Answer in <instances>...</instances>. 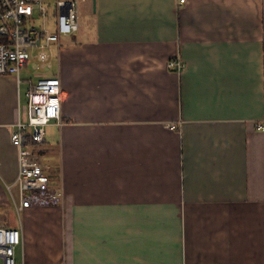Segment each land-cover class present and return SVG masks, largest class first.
Masks as SVG:
<instances>
[{
  "label": "crops",
  "instance_id": "1",
  "mask_svg": "<svg viewBox=\"0 0 264 264\" xmlns=\"http://www.w3.org/2000/svg\"><path fill=\"white\" fill-rule=\"evenodd\" d=\"M178 2H81L55 65L64 124L39 146L59 206L18 211L6 187L28 87L0 76L16 264H264V0Z\"/></svg>",
  "mask_w": 264,
  "mask_h": 264
},
{
  "label": "built area",
  "instance_id": "2",
  "mask_svg": "<svg viewBox=\"0 0 264 264\" xmlns=\"http://www.w3.org/2000/svg\"><path fill=\"white\" fill-rule=\"evenodd\" d=\"M83 1L0 0V76H14L28 85L26 118L18 121L11 137L18 150V174L6 186L13 198L14 190L18 191L14 202L18 211L63 203V192L51 187L39 146L50 122L64 124L62 79L55 65L63 52V38L80 28L79 6ZM185 3L179 0L178 7ZM186 67L180 55L167 62V69L179 75ZM25 69L28 76L23 78ZM21 243L20 229L0 227V264H16Z\"/></svg>",
  "mask_w": 264,
  "mask_h": 264
},
{
  "label": "rangeland",
  "instance_id": "3",
  "mask_svg": "<svg viewBox=\"0 0 264 264\" xmlns=\"http://www.w3.org/2000/svg\"><path fill=\"white\" fill-rule=\"evenodd\" d=\"M80 4H81V3H80ZM81 16H83L82 13L80 14V17H81ZM27 76H28V72H27V69H25V70L23 71V73H22V77H23V78H26ZM24 86H25V84H24ZM25 87H26V86H25ZM27 87H28V85H27ZM27 90H28V89H27ZM49 174H50V172H49ZM19 247H20V246L17 247V250H16V251H18Z\"/></svg>",
  "mask_w": 264,
  "mask_h": 264
},
{
  "label": "trees",
  "instance_id": "4",
  "mask_svg": "<svg viewBox=\"0 0 264 264\" xmlns=\"http://www.w3.org/2000/svg\"><path fill=\"white\" fill-rule=\"evenodd\" d=\"M41 153H43V152H41Z\"/></svg>",
  "mask_w": 264,
  "mask_h": 264
}]
</instances>
